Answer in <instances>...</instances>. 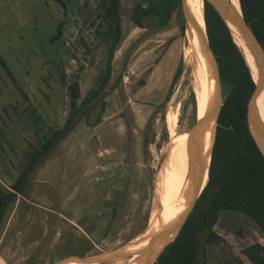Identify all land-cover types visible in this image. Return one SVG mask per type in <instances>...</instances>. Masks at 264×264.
I'll list each match as a JSON object with an SVG mask.
<instances>
[{
    "label": "rangeland",
    "instance_id": "obj_1",
    "mask_svg": "<svg viewBox=\"0 0 264 264\" xmlns=\"http://www.w3.org/2000/svg\"><path fill=\"white\" fill-rule=\"evenodd\" d=\"M63 1L0 0L4 192L12 191L34 149L65 126L70 83L79 79L86 97L106 73V0ZM120 1L123 38L108 89L39 161L25 194L10 204L0 231V264L90 260L128 245L149 231L162 170L175 168V117L178 142L188 150L193 146L198 72L191 64L195 43L184 4L166 26L146 18L141 28L133 17L143 0ZM61 23L62 38L52 43ZM206 71L210 77L207 65ZM215 229L223 240L204 244L199 264H253L244 249L264 243V234L251 218L223 211Z\"/></svg>",
    "mask_w": 264,
    "mask_h": 264
},
{
    "label": "trees",
    "instance_id": "obj_2",
    "mask_svg": "<svg viewBox=\"0 0 264 264\" xmlns=\"http://www.w3.org/2000/svg\"><path fill=\"white\" fill-rule=\"evenodd\" d=\"M63 4V0H59ZM244 19L254 41L264 52V0H239ZM184 0H143L136 7L134 22L145 28L144 20L154 18L166 26ZM103 18L104 34L110 45L109 63L100 84L83 97L79 79L69 86L70 112L65 126L47 136L41 149L35 148L31 159L12 187L0 190V231L6 212L19 194H25L29 177L39 161L72 127L79 116L97 106V101L107 91L113 76V60L123 38L121 1L106 0ZM144 4H147L145 7ZM206 23L212 53L221 80L224 104L219 117L216 142L213 150L209 179L195 207L177 238L170 243L155 264H199L204 244L223 240L215 229L223 211H239L251 218L264 234V152L251 128L250 117L260 107V94L252 71L234 37L217 10L213 0H206ZM63 24L51 42L62 38ZM185 33L186 27L182 26ZM7 70L8 66L5 65ZM182 69L176 74L180 77ZM145 79L141 85H146ZM195 112L197 118V101ZM264 120V119H263ZM253 264H264V245L254 243L244 249Z\"/></svg>",
    "mask_w": 264,
    "mask_h": 264
},
{
    "label": "bare ground",
    "instance_id": "obj_3",
    "mask_svg": "<svg viewBox=\"0 0 264 264\" xmlns=\"http://www.w3.org/2000/svg\"><path fill=\"white\" fill-rule=\"evenodd\" d=\"M230 3L229 13L237 23L246 30L243 20V11L239 0H228ZM189 19L188 35L190 40L195 43V51L191 54V64L196 70L197 87L196 92L199 97L198 121L196 137L198 144L190 150L185 149L177 140L176 124L173 125V135L175 143L176 163L172 172L163 169V179L158 183L159 205L153 212L154 219L151 222L149 231L134 239L128 245L103 256H98L90 260L72 261L66 264H101L102 262L115 261L114 264H125V259L129 255L135 256L128 261V264H145L143 261L149 254L160 251L163 246L172 241L179 234L187 217L204 190L212 163L213 150L216 142L215 122L211 121V115L216 100V80L213 75L211 64L207 55H203V46L199 31L195 28L193 20L199 26L200 32L207 30L205 16V0H189ZM236 42L240 45L252 74L256 80L260 77V69L257 61L241 37L237 29L233 28ZM188 56V55H187ZM206 65L210 74H207ZM206 71V72H205ZM259 113L264 119V91L262 92V102ZM194 141V140H193ZM162 234L166 237L162 243ZM92 262V263H91Z\"/></svg>",
    "mask_w": 264,
    "mask_h": 264
},
{
    "label": "water",
    "instance_id": "obj_4",
    "mask_svg": "<svg viewBox=\"0 0 264 264\" xmlns=\"http://www.w3.org/2000/svg\"><path fill=\"white\" fill-rule=\"evenodd\" d=\"M213 2L215 4L217 10L219 11L220 15L222 16L223 20L225 21V23L229 27V29H230L233 37H234V40H235V35H234V32H233V28L237 29V31L240 33L241 37L245 40V42H246L247 46L249 47L251 53H253V55H254V57H255V59L257 61V65H258V67L260 69V77H259L258 80H256V79L255 80H256V83L258 85L260 94H261L264 91V52H262L260 50V48L258 47L257 43L254 41V39H253V37L251 35V32L249 30V27H248V25H247V23H246V21L244 19V16H243V20H244V23H245L246 30H244L237 23V21H235V19L231 16V14L229 13L230 3L228 2V0H213ZM183 4L185 6L186 16H187L186 23H187V25H189V19L191 18V16H190V11L188 9L187 1L184 0ZM205 16H206V0H205ZM193 24H194L195 28L197 29V31H199V33H200L201 44L203 46L205 54L207 55V57L209 59V62L211 64V68H212V71H213V75H214V78L216 80L217 92H216L215 106H214V109H213V112H212V115H211V121L215 122V130H216L215 134L217 136L218 127L221 125L220 122H219V117H220V114H221V111H222V107H223V104H224V94H223L222 84H221V80H220V77H219V74H218V71H217L216 61H215L213 53H212L210 40H209L208 29L206 30L205 33H202V32H200V28L195 23L194 20H193ZM235 42H236V40H235ZM237 45H238L239 49L241 50V52L243 53L240 45L238 43H237ZM243 55H244V53H243ZM244 57H245V55H244ZM246 61H247V59H246ZM250 124H251V128H252V131H253V134H254L255 138H256L260 148L264 152V120L262 119V117H261V115L259 113L258 107L255 109V111L253 112V114L250 117ZM196 126L197 125H195L194 130L192 131V135H191L192 138L194 139V144L195 145H197L199 143L198 139L196 137ZM201 193H200V195H201ZM156 200L158 202V192H157ZM195 205H196V203H195ZM195 205H194V207H195ZM187 219H186V221H187ZM186 221H185V223H186ZM185 223H184V225H185ZM183 226H182V228H183ZM182 228H181V230H182ZM164 236H165V234L164 235L162 234L161 241L162 240L163 241H162L161 244H163V242L165 241L166 237H164ZM175 239H173L172 241L166 243L160 251H157L155 253L147 255L145 257V259L143 260L145 262V264H155L157 259L160 257V255L164 251V249L170 243H172ZM133 257H134L133 255H129L128 257H126V259H131ZM73 259L88 260L89 258H70V259H67L66 261L73 260ZM66 261H62L60 263H63V262H66ZM60 263H58V264H60Z\"/></svg>",
    "mask_w": 264,
    "mask_h": 264
},
{
    "label": "built area",
    "instance_id": "obj_5",
    "mask_svg": "<svg viewBox=\"0 0 264 264\" xmlns=\"http://www.w3.org/2000/svg\"><path fill=\"white\" fill-rule=\"evenodd\" d=\"M124 80H125L126 83L130 82V80H131L130 75H126V76L124 77Z\"/></svg>",
    "mask_w": 264,
    "mask_h": 264
},
{
    "label": "crops",
    "instance_id": "obj_6",
    "mask_svg": "<svg viewBox=\"0 0 264 264\" xmlns=\"http://www.w3.org/2000/svg\"><path fill=\"white\" fill-rule=\"evenodd\" d=\"M217 231H218V230H217ZM218 232H219V231H218ZM219 233H220V232H219ZM220 234H221V233H220ZM221 235H222V234H221ZM222 236H223V235H222ZM261 237H262V236L259 235L258 239H260ZM257 242H260V241L257 240L255 243H257ZM260 243H262V244L264 245V243H263L262 241H261ZM252 244H254V243H252Z\"/></svg>",
    "mask_w": 264,
    "mask_h": 264
}]
</instances>
